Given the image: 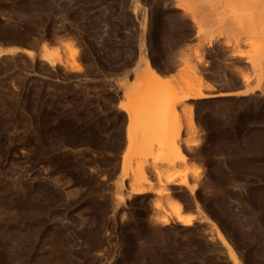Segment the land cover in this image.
<instances>
[{
    "label": "rangeland",
    "instance_id": "rangeland-1",
    "mask_svg": "<svg viewBox=\"0 0 264 264\" xmlns=\"http://www.w3.org/2000/svg\"><path fill=\"white\" fill-rule=\"evenodd\" d=\"M228 1L0 0V46L38 53L46 43L59 56L54 65L21 51L0 56V264H233L197 203L240 264H264V5L232 13ZM145 61L165 77L154 94L174 91L168 102L199 77L218 95L165 114L181 139L194 127L197 145L176 170L194 196L167 186L169 199L154 184L121 203L123 107L139 104L120 83ZM243 80L252 93L242 94ZM175 202L196 216L190 225L154 210Z\"/></svg>",
    "mask_w": 264,
    "mask_h": 264
},
{
    "label": "bare ground",
    "instance_id": "bare-ground-1",
    "mask_svg": "<svg viewBox=\"0 0 264 264\" xmlns=\"http://www.w3.org/2000/svg\"><path fill=\"white\" fill-rule=\"evenodd\" d=\"M263 5L264 3L262 1H256L247 4L243 3L242 0H231L225 3V9L230 10L231 12L233 11L241 13L240 11L245 12L255 10L256 8H263ZM18 47L19 46H11V48L5 50L0 49V56L1 54H14L18 51H21L24 54H27L29 57L37 55L51 65L57 63L56 60L58 61L57 58L59 56H56L57 52L55 53L54 48L52 46H48L46 43H42L40 45L39 51L37 50L38 53H35L33 50L20 49ZM257 51L258 56L264 55V44H262ZM188 62L189 61L186 59L185 63ZM191 80L185 83V88L187 91L180 98L178 97V100L174 99L176 101L172 100L171 102L168 101L174 91L168 94L170 96H168V99L166 100L163 99L164 97L161 98L160 94H154L155 87L161 83H164L165 77L157 72L153 67H151L148 61H145V71L136 69L132 72V77L129 82L125 81L120 83V87L124 86L123 98L127 102H135L137 105L139 104V108L137 109H131L128 105L123 107V112L127 115L128 122L121 174L117 184V190L119 194L117 198L121 203H123L124 200H130L133 196H143L151 193L154 184L159 185L164 190L166 189L167 191L165 194L168 196V198L170 196V191L167 186L184 187L186 191L194 196L195 190L197 188L196 185H192L188 182V174L186 172L182 175L177 172V168H179L182 164H187L188 161L184 150H193L197 145L196 141H194L192 137V130L194 127L190 121V125L187 127L185 136L183 139H181L179 138V129L170 131L174 119L165 115L167 111L174 110L177 104H183L186 100L204 99L218 95L206 92L208 90H206L207 84L204 82L203 78L199 77L196 81ZM247 80H243L246 82L245 90L242 91L243 95L253 92V90L249 87V84H247ZM147 82L151 83V88H148V91H139L138 93L134 94V96L128 92V89L132 87L142 89L147 84ZM262 94H264V92H262ZM148 102L154 103L152 106L150 105V107H152L151 110H143L142 105H146ZM189 112H191V109H189ZM150 118H152L153 123L150 125L147 134L144 133V135L142 134L140 137L134 139L133 132L136 127L141 123L148 122ZM249 166L252 170H254V168H252V164ZM126 180H129L128 186L126 185ZM126 186L128 187V191L127 193H124ZM262 201L264 206V199ZM196 206L198 207L197 209H199V213L201 215L200 218H202L203 221H206V223L214 229L218 241L227 250V254L231 262L233 264H240L238 259L239 257L237 256L232 243L220 229L219 225L205 214L206 212L202 210L198 203ZM154 210L167 211L168 215H174L176 222L182 224L183 226L190 225L196 218L194 214H181L180 212L182 210V205L177 202H175L173 207L156 205L154 206ZM160 222L164 224L167 222V220L165 217H163L160 219ZM59 241L61 242L62 240L59 239Z\"/></svg>",
    "mask_w": 264,
    "mask_h": 264
},
{
    "label": "crops",
    "instance_id": "crops-1",
    "mask_svg": "<svg viewBox=\"0 0 264 264\" xmlns=\"http://www.w3.org/2000/svg\"><path fill=\"white\" fill-rule=\"evenodd\" d=\"M40 45H41V43H40ZM8 48H11V47L5 46V45L0 46V49H3V50L8 49ZM23 49L30 50L29 48H23Z\"/></svg>",
    "mask_w": 264,
    "mask_h": 264
}]
</instances>
